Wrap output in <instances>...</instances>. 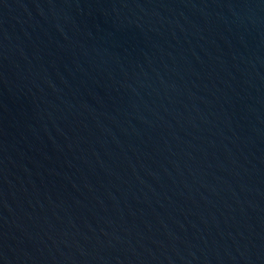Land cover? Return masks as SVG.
<instances>
[{"label":"water","instance_id":"water-1","mask_svg":"<svg viewBox=\"0 0 264 264\" xmlns=\"http://www.w3.org/2000/svg\"><path fill=\"white\" fill-rule=\"evenodd\" d=\"M0 264H264V0H0Z\"/></svg>","mask_w":264,"mask_h":264}]
</instances>
